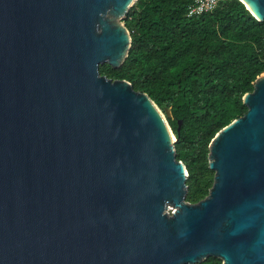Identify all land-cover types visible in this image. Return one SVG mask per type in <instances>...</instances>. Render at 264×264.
I'll return each instance as SVG.
<instances>
[{
	"label": "water",
	"instance_id": "obj_1",
	"mask_svg": "<svg viewBox=\"0 0 264 264\" xmlns=\"http://www.w3.org/2000/svg\"><path fill=\"white\" fill-rule=\"evenodd\" d=\"M131 2L0 0V264H264V73L187 202L165 114L99 71L128 55Z\"/></svg>",
	"mask_w": 264,
	"mask_h": 264
},
{
	"label": "trees",
	"instance_id": "obj_2",
	"mask_svg": "<svg viewBox=\"0 0 264 264\" xmlns=\"http://www.w3.org/2000/svg\"><path fill=\"white\" fill-rule=\"evenodd\" d=\"M193 0H136L122 21L131 47L119 67L99 71L146 92L176 136V158L188 171L185 200L197 203L214 181L209 144L247 111L245 93L264 73V19L240 0H223L213 11L187 15ZM196 264H222L209 256Z\"/></svg>",
	"mask_w": 264,
	"mask_h": 264
},
{
	"label": "built area",
	"instance_id": "obj_3",
	"mask_svg": "<svg viewBox=\"0 0 264 264\" xmlns=\"http://www.w3.org/2000/svg\"><path fill=\"white\" fill-rule=\"evenodd\" d=\"M223 0H193L187 7V15H199L216 9Z\"/></svg>",
	"mask_w": 264,
	"mask_h": 264
},
{
	"label": "rangeland",
	"instance_id": "obj_4",
	"mask_svg": "<svg viewBox=\"0 0 264 264\" xmlns=\"http://www.w3.org/2000/svg\"><path fill=\"white\" fill-rule=\"evenodd\" d=\"M134 4V3H133ZM132 4V5H133ZM131 5V6H132ZM130 6V7H131ZM130 7L126 10V12H123V14L122 15H120L119 17H115L114 18V20L117 22V23H119V24H121L123 21H122V19H121V17H124L125 15H126V13L128 12V10L130 9ZM109 11V10H108ZM108 11H107V14L105 15V16H107L108 15ZM124 15V16H123ZM214 171V170H213ZM214 174H215V172H214ZM173 210H175V206H173L171 203L169 204H167V208H166V211L168 212V213H170V212H172Z\"/></svg>",
	"mask_w": 264,
	"mask_h": 264
},
{
	"label": "bare ground",
	"instance_id": "obj_5",
	"mask_svg": "<svg viewBox=\"0 0 264 264\" xmlns=\"http://www.w3.org/2000/svg\"><path fill=\"white\" fill-rule=\"evenodd\" d=\"M133 1L134 0H132L131 4L133 3ZM242 1L246 4V6L249 8V10H251V12H253L252 9L249 7V5L246 3V1H244V0H242ZM131 4H128L127 7L131 6ZM253 14H254V12H253Z\"/></svg>",
	"mask_w": 264,
	"mask_h": 264
}]
</instances>
